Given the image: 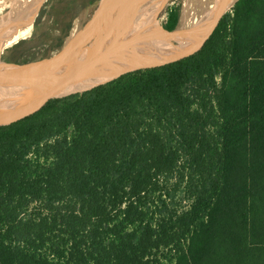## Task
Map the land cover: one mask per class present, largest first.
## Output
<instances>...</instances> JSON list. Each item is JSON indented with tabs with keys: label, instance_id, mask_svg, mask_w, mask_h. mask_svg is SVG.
Returning <instances> with one entry per match:
<instances>
[{
	"label": "trees",
	"instance_id": "16d2710c",
	"mask_svg": "<svg viewBox=\"0 0 264 264\" xmlns=\"http://www.w3.org/2000/svg\"><path fill=\"white\" fill-rule=\"evenodd\" d=\"M0 264H264V0L183 60L0 127Z\"/></svg>",
	"mask_w": 264,
	"mask_h": 264
},
{
	"label": "bare ground",
	"instance_id": "6f19581e",
	"mask_svg": "<svg viewBox=\"0 0 264 264\" xmlns=\"http://www.w3.org/2000/svg\"><path fill=\"white\" fill-rule=\"evenodd\" d=\"M130 1L106 0L103 25L93 29L83 42V30L74 34L57 58L43 64L10 68L0 81L7 86L0 91V113L9 112L17 102L15 97L7 100L11 95L31 92L35 102L31 100L28 104L36 108L61 95L92 88L129 71L163 67L183 60L214 34L239 0H184L178 29L142 48L143 41L137 40V34L129 37ZM11 116H15L13 111L0 115V121Z\"/></svg>",
	"mask_w": 264,
	"mask_h": 264
},
{
	"label": "rangeland",
	"instance_id": "374dc122",
	"mask_svg": "<svg viewBox=\"0 0 264 264\" xmlns=\"http://www.w3.org/2000/svg\"><path fill=\"white\" fill-rule=\"evenodd\" d=\"M104 1L96 0L95 4H92L90 0H50L51 10L47 22L33 36L20 44L14 54V61L24 66L19 61L21 62L26 58H34L29 64L41 63L48 59L53 60L64 52L73 37L80 30H83V34L81 35V42H83L86 38L90 37L94 28L96 29L97 27L98 29V27L103 25V20L107 13V7L103 5L105 4ZM158 1V20L155 23L148 24L147 27L145 26L146 28L143 31L142 39L143 43L140 44V48L156 43L163 35H172L180 25L184 0ZM151 2L149 3L151 4ZM173 9H178L180 22L176 30L169 33L165 30V27L168 23L169 14ZM232 9L227 14H232ZM137 13L138 9L134 8L133 15L135 16ZM149 18L146 16V19ZM146 23L147 21H144L143 26ZM162 26L164 27V32L159 28H162ZM129 37H134V31ZM61 41L64 42L62 47L58 51H53L54 46ZM45 53H49V55L44 57Z\"/></svg>",
	"mask_w": 264,
	"mask_h": 264
},
{
	"label": "water",
	"instance_id": "95a60500",
	"mask_svg": "<svg viewBox=\"0 0 264 264\" xmlns=\"http://www.w3.org/2000/svg\"><path fill=\"white\" fill-rule=\"evenodd\" d=\"M50 10V0H0V81L5 78L8 71L12 67H27L35 64H43L49 60L48 59L41 63H28L29 65L26 64L22 66L14 61V54L22 42L33 36L44 26L50 16ZM132 72L136 71L123 73L107 82L83 91L69 92L61 95L58 98L47 102L44 106L41 104V108L38 106H36V108L29 106L31 100H33L31 98L34 96L33 94L31 95V92H28V94L25 95L21 94L19 96L11 95L7 98V100L15 97L14 100H17V102L14 105H11L12 108L9 109V112L0 113V115H5L6 113H11V111H13L15 116L1 120L0 127L12 126L16 123L34 118L59 100L72 95L91 91ZM4 87L7 86L0 84V91L2 89H6ZM33 102L35 101L33 100Z\"/></svg>",
	"mask_w": 264,
	"mask_h": 264
},
{
	"label": "flooded vegetation",
	"instance_id": "af4514ba",
	"mask_svg": "<svg viewBox=\"0 0 264 264\" xmlns=\"http://www.w3.org/2000/svg\"><path fill=\"white\" fill-rule=\"evenodd\" d=\"M120 1H122V3L125 2V0H115L116 3L120 2ZM130 2H131V16L132 17L130 19L129 32H130V34H132L134 31V34H138L136 36L137 40L142 41L143 31L147 27V25L150 23L151 24L155 23V21L158 20L157 14H158V5H159L158 2L159 1L158 0H131ZM130 2L128 4V7L130 5ZM149 2H151V4ZM104 3L106 5L105 4H103V5L107 7L106 0L104 1ZM138 4H141L140 7ZM134 8L138 9V13L135 14V16L133 15ZM148 15L150 16V18ZM146 16L149 19H146ZM144 21H147V23H146V25L143 26ZM159 28L161 29V31L164 32L163 26H162V28L161 27H159Z\"/></svg>",
	"mask_w": 264,
	"mask_h": 264
}]
</instances>
